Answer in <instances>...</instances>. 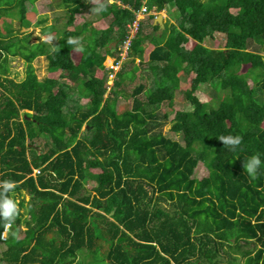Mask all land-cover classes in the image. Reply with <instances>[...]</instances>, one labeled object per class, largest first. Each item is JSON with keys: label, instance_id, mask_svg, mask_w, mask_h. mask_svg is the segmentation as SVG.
Here are the masks:
<instances>
[{"label": "trees", "instance_id": "obj_1", "mask_svg": "<svg viewBox=\"0 0 264 264\" xmlns=\"http://www.w3.org/2000/svg\"><path fill=\"white\" fill-rule=\"evenodd\" d=\"M36 1L0 0V181L15 182L19 208L11 229L0 224V264H264V166L243 171L264 160V0H102L106 28L76 23L93 0H61L63 27L41 28L56 40L32 43L6 18L27 27ZM143 5L176 22L157 33L149 14L146 33L139 20L128 59L105 67ZM16 56L20 81L8 75ZM38 56L59 76L39 79ZM163 105L182 142L163 134ZM227 135L243 137L235 152Z\"/></svg>", "mask_w": 264, "mask_h": 264}, {"label": "rangeland", "instance_id": "obj_2", "mask_svg": "<svg viewBox=\"0 0 264 264\" xmlns=\"http://www.w3.org/2000/svg\"><path fill=\"white\" fill-rule=\"evenodd\" d=\"M93 1L96 2V0H93ZM109 2L111 1L109 0ZM161 13H162V20H166V21L168 20L169 22L171 21L174 23L176 22L174 16L172 15L173 13L171 12L170 9L167 8L163 10ZM63 14H64V11H63V6L61 5V0H37L35 2V10L31 14H28V18L30 19L31 24L28 25L27 27L21 26L18 19H15V18H6V19L10 20V23H11L10 27L14 30L15 33L18 32V35H22L23 33H30L31 34L30 41L32 43H35L38 40H41V41L47 40L50 43H52L57 38L55 31H52L49 34H42L41 28L42 26L50 25L53 23H56L59 27H63V23H64ZM56 17L58 18L60 17V19L55 20ZM41 18H45L46 20L40 25H37L36 22ZM75 18L77 19L76 23H81L86 20V21H90L92 23V26L96 28H106L110 22L109 17L99 16V14H96L94 10L93 11L84 10L82 13L77 14ZM145 18L146 19L144 22H147V25L146 24L144 25L145 28H143V30L144 32L148 33L151 31L150 25H149L150 21L147 16H145ZM0 23H1V20H0ZM161 31H158L157 33H160ZM215 37L216 38L213 40L211 46L222 47L223 43H222V39L220 35L216 34ZM193 44L194 42L190 40L189 45H193ZM151 48H152V45H148V48L146 49L145 57L147 56ZM112 62H113V58L107 57L104 60V65H111ZM136 62H138V60H136ZM8 63H9L8 64L9 65V73H8L9 77L13 78L16 81L22 80L26 74L25 73L26 62L22 58L16 56V57H9ZM32 64L35 69V73L39 79H43L44 77H58L59 74L61 73L60 70L50 71L47 67V60L44 56L36 57L33 60ZM145 74L143 76L144 78L143 81L147 84V86H150L151 81H149V77H146ZM60 79L63 80V78H60ZM188 80H189V77L187 76H185L184 79H182L183 87L188 85ZM68 82L70 81L68 80ZM135 83H138V79H136L134 83H131V86ZM207 91L209 93L212 90L210 87H208ZM221 95H223L222 91L219 93V96ZM131 100H132L131 97H128L125 100L119 99L120 103L127 102V105L131 104ZM173 104L174 106L177 105L178 108L180 107L183 109H190V105L188 104L187 101L184 100L182 94H178V93L176 94ZM160 111L169 112L168 120L164 122L163 125L161 126L163 134L169 138L179 140L182 142V136L178 134H174L170 130L171 123L169 120L174 115V110H172L171 105H163L160 108ZM203 174H205V171L203 172L198 171L196 172L195 175L201 176ZM86 184L88 188L93 186V182H88ZM23 196H24V200L27 201L29 197L27 193L24 192ZM16 201H18V199Z\"/></svg>", "mask_w": 264, "mask_h": 264}, {"label": "clouds", "instance_id": "obj_3", "mask_svg": "<svg viewBox=\"0 0 264 264\" xmlns=\"http://www.w3.org/2000/svg\"><path fill=\"white\" fill-rule=\"evenodd\" d=\"M142 7L146 8V6L144 5ZM93 10L96 14L105 13L107 11V5L103 3L102 0H96V4ZM149 14H154L155 19L158 16V12L147 11V8H146V12L141 14V17L139 20L145 18V16H148ZM155 19L153 22H155ZM128 30H127V35H128ZM135 36L133 38H135ZM126 37L124 38V40L126 39ZM124 40H123V43H124ZM71 43L75 44L77 42L71 41ZM129 50H130V47H129ZM129 50H128L127 56L129 55ZM127 56L124 59H122L121 54H120V59H118L117 61H115V58L109 56L113 58V62L111 65H104V66L112 68L113 71L116 72L122 66V63L128 59ZM105 58H107V56ZM117 64H118V68L116 69L114 68V66H116ZM114 73L113 75L110 76V80L113 79ZM218 139L223 143L227 151H232V152H235L238 148H240L242 141H243V137L240 135L220 136ZM232 161H229V163H232ZM262 166H264V160L261 159V156L259 154L252 155L246 158V160L245 159L243 160V171H244V174H246L249 178H256L258 171L260 170ZM36 170L39 172L38 169H34V172L32 174L33 176H35L38 173L36 172ZM15 188H16V184L15 182L11 180L0 181V224H3V226L7 229H11L13 227L17 219V216L19 214V208H18L17 202L9 196L10 193L14 192Z\"/></svg>", "mask_w": 264, "mask_h": 264}, {"label": "built area", "instance_id": "obj_4", "mask_svg": "<svg viewBox=\"0 0 264 264\" xmlns=\"http://www.w3.org/2000/svg\"><path fill=\"white\" fill-rule=\"evenodd\" d=\"M146 12V8L142 7L136 14V20L132 22V24L129 25V30H128V35L126 39L124 40L123 46H122V51H121V58L124 59L127 56L130 44H131V39L135 36L137 29H138V21L141 17L142 13ZM114 68H118V64L114 66ZM36 172H38L36 170ZM2 238L6 237V230H4L1 234Z\"/></svg>", "mask_w": 264, "mask_h": 264}, {"label": "water", "instance_id": "obj_5", "mask_svg": "<svg viewBox=\"0 0 264 264\" xmlns=\"http://www.w3.org/2000/svg\"><path fill=\"white\" fill-rule=\"evenodd\" d=\"M154 24H158L160 28L164 27L163 20H162V14H158V16L155 19ZM112 214V212H111Z\"/></svg>", "mask_w": 264, "mask_h": 264}, {"label": "crops", "instance_id": "obj_6", "mask_svg": "<svg viewBox=\"0 0 264 264\" xmlns=\"http://www.w3.org/2000/svg\"><path fill=\"white\" fill-rule=\"evenodd\" d=\"M163 10H165V9H163ZM163 10H161L160 12H158V14H162L161 12L163 11ZM166 20H163V23L165 22ZM153 24H154V22H153ZM163 28H160L159 29V31H161ZM148 55V54H147ZM107 57H109V56H107Z\"/></svg>", "mask_w": 264, "mask_h": 264}]
</instances>
